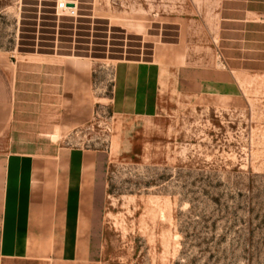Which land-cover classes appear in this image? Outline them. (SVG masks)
<instances>
[{"label": "rangeland", "instance_id": "374dc122", "mask_svg": "<svg viewBox=\"0 0 264 264\" xmlns=\"http://www.w3.org/2000/svg\"><path fill=\"white\" fill-rule=\"evenodd\" d=\"M68 1L76 15H64L93 14L129 32L177 21L181 43L157 45L155 61L181 64L186 56L202 80L227 82L177 92L167 65L155 84L120 77L116 62H93L87 92L74 102L88 105V116L63 145L110 157L99 264H264V73L232 78L222 69L218 0ZM20 4L0 0V56L14 49ZM137 20L141 31L127 24Z\"/></svg>", "mask_w": 264, "mask_h": 264}, {"label": "crops", "instance_id": "0c3cea01", "mask_svg": "<svg viewBox=\"0 0 264 264\" xmlns=\"http://www.w3.org/2000/svg\"><path fill=\"white\" fill-rule=\"evenodd\" d=\"M55 3L21 0L14 49L0 56V262L6 264H99L110 157L63 145L88 116L89 106L74 102L87 92L94 61L116 62L120 77L144 75L155 84L167 65L177 92L227 83L202 80L186 56L181 64L155 61L157 45L181 43L177 21L129 32L93 14L72 19ZM214 45L232 78L264 73V0H218Z\"/></svg>", "mask_w": 264, "mask_h": 264}, {"label": "built area", "instance_id": "2783aa9c", "mask_svg": "<svg viewBox=\"0 0 264 264\" xmlns=\"http://www.w3.org/2000/svg\"><path fill=\"white\" fill-rule=\"evenodd\" d=\"M67 2H70L68 0H65L64 2L58 1L56 3V7L60 9L61 11H65V14L67 15H76V4L73 3V6H67Z\"/></svg>", "mask_w": 264, "mask_h": 264}, {"label": "bare ground", "instance_id": "6f19581e", "mask_svg": "<svg viewBox=\"0 0 264 264\" xmlns=\"http://www.w3.org/2000/svg\"><path fill=\"white\" fill-rule=\"evenodd\" d=\"M119 19H121V17H118ZM127 24H130V26H135L136 30H143L145 28V25L143 24L142 21H127ZM133 28V27H132Z\"/></svg>", "mask_w": 264, "mask_h": 264}, {"label": "water", "instance_id": "95a60500", "mask_svg": "<svg viewBox=\"0 0 264 264\" xmlns=\"http://www.w3.org/2000/svg\"><path fill=\"white\" fill-rule=\"evenodd\" d=\"M67 6H73L72 2H67Z\"/></svg>", "mask_w": 264, "mask_h": 264}]
</instances>
